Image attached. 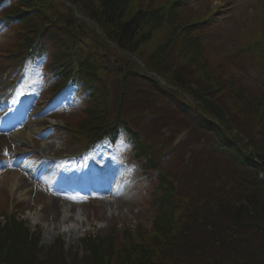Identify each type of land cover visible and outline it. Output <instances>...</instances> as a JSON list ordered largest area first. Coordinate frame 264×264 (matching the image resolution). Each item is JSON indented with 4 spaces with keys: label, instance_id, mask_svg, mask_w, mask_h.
Instances as JSON below:
<instances>
[{
    "label": "trees",
    "instance_id": "1",
    "mask_svg": "<svg viewBox=\"0 0 264 264\" xmlns=\"http://www.w3.org/2000/svg\"><path fill=\"white\" fill-rule=\"evenodd\" d=\"M65 1L80 16L59 0H0V18L14 38L10 55L38 40L32 58L47 69L54 92L69 85L84 96L72 134L89 142L101 135L115 144L128 140L137 156H152L150 167L161 153L170 178L154 190L149 226L126 229L124 240L118 230L88 236L83 247L90 254L71 263L61 241L40 259L41 232L5 204L0 264H264V165L256 161L264 162V96L236 87L227 60L209 50L196 27H185L198 20L185 3ZM177 134L184 138L176 146ZM203 138L210 149L191 147ZM196 169L203 180H190ZM235 185L250 189V206L235 198ZM213 205L226 211L225 226L210 217ZM246 229L255 236L244 238Z\"/></svg>",
    "mask_w": 264,
    "mask_h": 264
},
{
    "label": "rangeland",
    "instance_id": "2",
    "mask_svg": "<svg viewBox=\"0 0 264 264\" xmlns=\"http://www.w3.org/2000/svg\"><path fill=\"white\" fill-rule=\"evenodd\" d=\"M255 1L252 8L249 0H188L192 7L185 8L194 9L196 17L205 14L201 11L204 7L213 9L209 15L215 18L230 11L228 13L231 18L216 19L213 23L217 28L214 31L218 35L216 41L209 38L207 40L215 49H222L225 46L222 50L225 51L224 56L225 54L231 56L234 49L237 51L238 47L258 33L264 36L262 15L264 0ZM1 25L2 23H0V213L5 204L10 205L11 209H26L23 218L28 220L29 227L39 225L43 233L41 240L44 249L49 248L58 235L65 240L63 258L69 263L77 254L79 258L90 254L91 250L83 247L81 242L85 235L106 236L118 228L119 237L124 240L122 234L126 230L124 227L135 225L138 221L149 225L150 214H146L144 207L152 183L148 172L135 162L117 157H104V152L99 149H95L92 156H87L91 153H83L82 147L70 143L69 130L62 123L69 125L80 117L85 111L84 101L74 95L62 97L58 103L54 100L46 101L54 81L46 76L47 71L45 72L39 65L34 66L27 62L21 65L20 60L13 61L8 56L4 46L9 43L13 34L7 33ZM243 38L246 41L241 43ZM216 55L221 57L218 51ZM226 59L232 67L236 87H242L249 95L252 92L249 87H252L256 93L264 96V87L256 84L263 81L260 84L264 85V62L256 64L251 59L245 60L246 67H243V73L238 65V61L243 60L240 56L235 58V62L233 59ZM211 62L215 66V63ZM13 81L16 83L11 88L10 83ZM52 124L55 126H50ZM80 152L82 155L73 158V163L64 161L69 154L73 153L76 156ZM50 154L61 155L62 161L49 162L41 157ZM84 165H86L84 171L76 172L78 169L82 170ZM104 171L111 173L114 179L118 178L116 197L108 192L104 194L100 192L89 201L74 190L67 193L60 189V186L81 188V183L75 184L74 177L84 175L87 178L93 174L97 177L98 172ZM112 180L113 178L109 184ZM15 184L19 187H15ZM137 187L140 191L134 192L133 188ZM57 198L61 199L60 204L68 203L73 208L71 216L74 215L75 220L69 215L63 223L60 221L59 215L51 206L52 201ZM210 217L218 220L220 215L216 213ZM4 220L5 218L2 221ZM71 220H74L73 223L76 225L82 224L85 232L69 234L66 226ZM242 231L244 238L255 236L250 229ZM46 253L41 251L39 258L43 259Z\"/></svg>",
    "mask_w": 264,
    "mask_h": 264
},
{
    "label": "bare ground",
    "instance_id": "3",
    "mask_svg": "<svg viewBox=\"0 0 264 264\" xmlns=\"http://www.w3.org/2000/svg\"><path fill=\"white\" fill-rule=\"evenodd\" d=\"M25 139V138H24ZM19 187L17 184H15V187ZM60 201L61 199L57 198V199H54L52 201V208H54V211L59 215L58 218L60 219V221L63 223V221H65L66 217H68L69 215L71 216V213L73 212V208L70 207L69 204L65 203V204H60ZM71 218L75 220V217L74 215L71 216ZM74 220H71L70 222H68L67 226H66V229H67V232L69 234H73L74 232H77V233H83L85 232V229L83 228L82 224L80 225V223H78L77 225L75 223H73ZM54 231V230H53ZM79 231V232H78ZM53 245V244H52ZM42 249H44L43 246H41ZM45 251H48V248L47 249H44Z\"/></svg>",
    "mask_w": 264,
    "mask_h": 264
}]
</instances>
